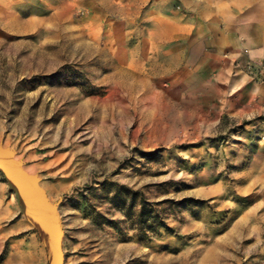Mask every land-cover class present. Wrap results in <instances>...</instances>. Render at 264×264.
Listing matches in <instances>:
<instances>
[{
	"label": "rangeland",
	"instance_id": "obj_1",
	"mask_svg": "<svg viewBox=\"0 0 264 264\" xmlns=\"http://www.w3.org/2000/svg\"><path fill=\"white\" fill-rule=\"evenodd\" d=\"M146 1L0 0V264H264V102Z\"/></svg>",
	"mask_w": 264,
	"mask_h": 264
},
{
	"label": "crops",
	"instance_id": "obj_2",
	"mask_svg": "<svg viewBox=\"0 0 264 264\" xmlns=\"http://www.w3.org/2000/svg\"><path fill=\"white\" fill-rule=\"evenodd\" d=\"M146 3L180 6V11H174L169 20L162 17L156 22L157 28L170 23L169 34L179 38L178 44L184 50L180 77L185 73L187 79L210 75L236 62L239 87L249 86L252 92L260 94L258 100L264 102V86L247 75L264 61V0H147ZM180 77L179 82H184L185 78Z\"/></svg>",
	"mask_w": 264,
	"mask_h": 264
},
{
	"label": "trees",
	"instance_id": "obj_3",
	"mask_svg": "<svg viewBox=\"0 0 264 264\" xmlns=\"http://www.w3.org/2000/svg\"><path fill=\"white\" fill-rule=\"evenodd\" d=\"M55 78L58 83L59 81H64L63 85L69 86V87H75L78 86L79 82L83 81L82 78L78 73L74 74H67L66 68L63 69V75L57 74L54 76H47L45 77L46 80ZM40 78V77H38ZM35 80V79H34ZM21 189H25L26 187L23 184H20ZM116 194L120 195H126L130 200L134 201L137 197V193L129 190L128 188L121 187L120 190L117 191ZM118 197V195H116ZM115 196V197H116ZM114 197V198H115ZM116 197V198H117ZM28 200V198H27ZM30 202V200H28ZM33 207L36 209L38 208L36 204H33ZM134 225L137 226L138 231L140 232L139 237L145 238L148 236V233L153 232L156 228L162 226L165 227L163 222L158 220L157 214L154 212L152 206L146 202L145 200L141 199L139 202V211L136 215V218L134 219Z\"/></svg>",
	"mask_w": 264,
	"mask_h": 264
},
{
	"label": "built area",
	"instance_id": "obj_4",
	"mask_svg": "<svg viewBox=\"0 0 264 264\" xmlns=\"http://www.w3.org/2000/svg\"><path fill=\"white\" fill-rule=\"evenodd\" d=\"M260 79L264 83V62L261 64L260 68Z\"/></svg>",
	"mask_w": 264,
	"mask_h": 264
}]
</instances>
